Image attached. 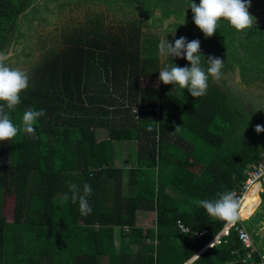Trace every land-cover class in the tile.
I'll list each match as a JSON object with an SVG mask.
<instances>
[{
	"label": "trees",
	"instance_id": "1",
	"mask_svg": "<svg viewBox=\"0 0 264 264\" xmlns=\"http://www.w3.org/2000/svg\"><path fill=\"white\" fill-rule=\"evenodd\" d=\"M36 3L0 0V54L11 49V58L18 59L13 38L22 14ZM250 5H264V0H251ZM154 29L139 11L119 13L109 6L76 3L36 27L29 36L28 57L18 63L9 61L10 56L5 60L29 74L21 103L10 112L12 121L20 124L28 109H43L46 114L37 121L34 135L21 131L0 142V198L14 190L51 191L38 200L42 214L46 210L52 222L31 233L36 244L24 243L22 233L17 250L30 260L20 255L8 258L7 241L14 228L9 226L6 235L2 232L0 264H185L224 225L194 202L238 190L248 166L264 149V132L254 131L256 125H264V18L243 32L234 29L227 38V58L219 46L228 32L224 23L208 42L190 32L183 36L180 29L177 35L170 29ZM164 37L171 43L180 37L199 40L205 60L209 56L224 60L222 77L209 78L206 95L193 98L187 90L181 95L173 85L158 81L164 63L190 67L183 58H161L158 44ZM154 80L155 86L142 83ZM249 90L259 95L251 98ZM101 128L109 139L96 143ZM113 142L135 145L134 166L126 173L105 155V147ZM34 146L39 155L35 163L30 158ZM68 174L77 175L80 190L87 183L92 191L113 177L114 187L106 186L114 191L113 208L101 213L96 227L91 218L71 219L70 201L62 203L55 195ZM257 189L246 198V209L258 204ZM262 190L264 198V184ZM139 210L154 214L155 228L135 225ZM177 221L208 234L197 238L181 233ZM115 226L121 228L117 248ZM245 254L231 231L191 264H249L243 262ZM252 256L254 263L264 264L257 252Z\"/></svg>",
	"mask_w": 264,
	"mask_h": 264
},
{
	"label": "clouds",
	"instance_id": "2",
	"mask_svg": "<svg viewBox=\"0 0 264 264\" xmlns=\"http://www.w3.org/2000/svg\"><path fill=\"white\" fill-rule=\"evenodd\" d=\"M250 2L251 0H199L197 5L190 0L189 8L194 25L206 38H210L217 32L221 20L226 21L237 32L254 27L256 19L248 11ZM158 51L161 58H183L190 65L179 67L173 63H164L159 70L158 81L164 85H173V89L180 90L181 95L187 90L193 98L203 97L207 94L209 78L218 81L222 77L224 60L212 56L205 60L200 53L199 40L187 41L185 37H180L171 43L164 37L158 44ZM6 59L0 54V142L12 140L21 131L34 135L37 121L46 114L43 109H28L24 111L19 125L13 123L10 112L21 103L20 93L29 86V74L9 66L5 63ZM178 130L179 126L175 131ZM254 131L257 134L264 132V125H256ZM69 192L70 195L65 193L61 202L71 199L74 204L78 202L81 215L91 214L92 208L87 200L92 192L91 186L85 183L81 192L76 184L70 183ZM216 195V199H198L194 203L209 217L235 224L239 219L240 209L236 194L223 191ZM212 246L213 244L209 245ZM192 260H199V256L192 255Z\"/></svg>",
	"mask_w": 264,
	"mask_h": 264
},
{
	"label": "crops",
	"instance_id": "3",
	"mask_svg": "<svg viewBox=\"0 0 264 264\" xmlns=\"http://www.w3.org/2000/svg\"><path fill=\"white\" fill-rule=\"evenodd\" d=\"M108 139H109L108 133L105 129L101 128V129L97 130L95 137H94V141L96 143H99L102 141L107 142ZM49 141L51 142L50 137H49ZM105 155L108 156V159H111V157H112V159H113L112 165L114 167L120 168L126 173V171L129 168L134 166L133 164L135 162V145H134V143H131V142H113L110 145H107L105 147ZM76 156H78V153ZM30 158H31L33 163H35L39 158V155H37V153L35 151V146H34V151H33L32 155L30 156ZM258 159H259V157H258ZM125 173L121 177V182H122L121 186L123 189L122 192L124 194L127 191L126 186H125V183L127 181V176ZM76 179H77V175H75V174H68V175L63 176V179H61L60 183H59L61 186V190L55 191V195L59 196L61 198L64 196L65 193H69V195H70L69 185H70V183L76 184ZM107 179L108 180H106V178L102 180L104 182V184L100 185L101 186L100 189L92 191L91 194L87 197L88 203H89L90 207L92 208L91 214H89L87 216L81 215L80 211H79L78 202L74 204L71 202V199L68 200V201H70L71 209L74 210V212L70 213V215H72V217H73L71 219H80V217L83 218V216H84V219L91 218L95 223L94 226L95 227L97 226L96 221H99L102 219L100 217L101 213L110 211L114 205V203H113L114 191L108 190L109 188L114 187L113 177L109 176ZM106 186L108 187V189H106ZM260 187H261L260 193H262V191H263L262 186H260ZM260 187H258V189H260ZM81 192H82V190H81ZM50 194H51V191L42 192V191H30V190H28V191L14 190V191H11V193L4 195L3 197L0 198V251L2 250V245H3V243H2L3 242L2 232H4L6 235V233H8V231L10 230L9 226L14 227L9 231L10 238L7 241L8 242L7 246L9 247V251L7 252V254H8L9 259L14 260L16 257H19V255L21 256L22 259H25V258H27L28 260L31 259L30 256L26 257L27 256L26 252H19V250H17V247L20 244L19 240H20V237L23 233L22 237H23L24 243H27L28 245L29 244H32V245L36 244L37 240H35L34 238H31L32 237L31 233L35 232L38 227L39 228H46L48 226V224L52 222L51 217L49 216V214L46 210H45L44 214H42L41 207L39 206V203H41V202L38 200L39 198H43V196L44 197L50 196ZM255 196L257 197V200L259 201L257 204V207H258V205L260 203V198L258 197V195L256 193H255ZM46 200L47 199H45V201ZM91 201H92V203H90ZM45 206L47 207V202H45ZM256 208H255V210H256ZM252 211L253 210L243 209L242 213H241V217L244 218L248 213H252ZM252 214H250L243 221H246L249 217L252 216ZM154 219H155V217H154V214L152 212H148L145 210H139L135 214V225L137 227L144 229V230L150 229V228H155ZM240 222L242 225V221H240ZM244 229L247 231L246 228H244ZM203 230H205V229H203ZM220 230H219V232H220ZM219 232H217L215 235H217ZM120 234H121V228L115 226V228H114V246L116 248L119 246ZM209 242L205 245V247L203 249H201L195 255L199 256L202 252H204L207 248H209V245H210ZM253 246H254V250H255L254 252H257L259 254L260 258L262 260H264V239H262V241H259V243L257 245H255V243L253 242ZM35 251H36V248H34V250H33V255L35 254ZM193 261L194 260H192V258H190L185 264H191ZM251 262H253V261H251Z\"/></svg>",
	"mask_w": 264,
	"mask_h": 264
},
{
	"label": "rangeland",
	"instance_id": "4",
	"mask_svg": "<svg viewBox=\"0 0 264 264\" xmlns=\"http://www.w3.org/2000/svg\"><path fill=\"white\" fill-rule=\"evenodd\" d=\"M36 2L35 5L31 4L26 12L22 14L19 23L20 27L13 38L16 43L14 56L15 58L18 57V59L11 58L12 56H10L9 61L18 63V61H22L28 57L31 54L32 46L29 36L35 31L36 27L46 23L48 24L53 20L54 14L63 11L69 5L76 3L109 6L119 13L139 11L142 13L150 27L155 28L154 31L158 29L161 31H167L170 29L173 33L175 32L174 35H177L179 34L180 29V33L183 36H187V33L190 32L191 36H195L196 38H206L193 23L192 12L189 8L190 0H36ZM191 2L196 3L197 5L199 4V0H191ZM135 6L136 8H134ZM155 10L159 11L156 12L157 18H155L156 16H152V12ZM248 11L256 20L264 18V5H250ZM222 23L225 24V28L228 32H226L225 35L226 39L223 40L224 43L219 46L220 49L226 53L225 58H227L230 54L227 38L233 36L234 29L223 20L218 23V26ZM216 33H214L212 37L206 38L207 42L208 40H213ZM18 36L19 38H17ZM215 49L217 50V47H215ZM215 49H213V51H215ZM5 63L8 64V62ZM142 83L147 87L157 85L158 81L154 80ZM248 92L247 95L251 98L259 95V91L257 90H249ZM13 123L19 125V123L15 121ZM258 197L260 198V203L252 216L246 221H243L245 220L244 218L241 219L242 226L247 229L248 233L250 232V237L255 245L264 239V198L261 196V193L258 194Z\"/></svg>",
	"mask_w": 264,
	"mask_h": 264
},
{
	"label": "built area",
	"instance_id": "5",
	"mask_svg": "<svg viewBox=\"0 0 264 264\" xmlns=\"http://www.w3.org/2000/svg\"><path fill=\"white\" fill-rule=\"evenodd\" d=\"M260 180H262L263 181L262 184H264V149L261 151L258 161L248 166L247 171L245 173V179L241 183L239 189L233 191L236 194V197L238 198V201L240 203L239 219L236 221L235 224H231L225 221L220 232L217 235H215L213 239L209 242V244H213V245L218 244L221 238L227 237L231 231H234L237 235V238L241 246L246 250V254H245V258L243 259V262L249 264H262V263L251 262L253 257L252 254L254 252V246L250 234L241 225L240 221L243 218L240 215V211L246 200V194L250 189H254V187H256L259 184ZM260 192H261V187L260 189L257 190L256 194L258 195ZM256 207L257 205L254 206L252 213L254 212ZM176 225L181 233L192 234L194 237L197 238H201L208 234L207 230L191 231L189 228L185 227L180 221H177Z\"/></svg>",
	"mask_w": 264,
	"mask_h": 264
},
{
	"label": "bare ground",
	"instance_id": "6",
	"mask_svg": "<svg viewBox=\"0 0 264 264\" xmlns=\"http://www.w3.org/2000/svg\"><path fill=\"white\" fill-rule=\"evenodd\" d=\"M262 183H263V181L262 180H260L259 181V184L256 186V187H254V189H250L249 191H248V193L246 194V198L247 197H249V196H251L254 192H255V190L258 188V187H260L261 185H262ZM257 192V191H256ZM255 198V197H254ZM253 198V199H254ZM253 199H251V201L253 200ZM251 201H250V203H251ZM247 207H244V204H243V206H242V209H241V211H240V215H241V213H242V210L243 209H246Z\"/></svg>",
	"mask_w": 264,
	"mask_h": 264
},
{
	"label": "water",
	"instance_id": "7",
	"mask_svg": "<svg viewBox=\"0 0 264 264\" xmlns=\"http://www.w3.org/2000/svg\"><path fill=\"white\" fill-rule=\"evenodd\" d=\"M10 54H11V49L9 50V52L6 54V55H4L5 57H9L10 56ZM237 81H239V77H237Z\"/></svg>",
	"mask_w": 264,
	"mask_h": 264
}]
</instances>
